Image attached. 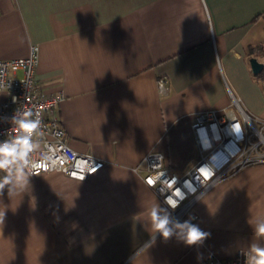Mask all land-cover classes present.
<instances>
[{"label":"crops","instance_id":"1","mask_svg":"<svg viewBox=\"0 0 264 264\" xmlns=\"http://www.w3.org/2000/svg\"><path fill=\"white\" fill-rule=\"evenodd\" d=\"M264 0H0V60L38 46L34 77L61 91L69 146L103 166L84 180L0 174V264H206L264 252V161L214 182L198 219L163 228L136 170L151 151L176 172L200 155L208 110L264 123ZM162 78L164 92L157 80Z\"/></svg>","mask_w":264,"mask_h":264},{"label":"built area","instance_id":"2","mask_svg":"<svg viewBox=\"0 0 264 264\" xmlns=\"http://www.w3.org/2000/svg\"><path fill=\"white\" fill-rule=\"evenodd\" d=\"M38 50L36 44H30L26 56L0 60V174L9 176L22 170L35 176L58 171L84 180L100 169L103 161L69 146L59 116L63 93H44L34 77ZM261 51L264 56V39ZM163 83L162 78L157 80L160 92H164ZM261 84L264 87V76ZM234 104L239 115L226 111L218 116L208 110L191 125L200 149L191 168L171 170L158 151L148 152L137 165L136 170L143 172V182L168 211L163 228L177 222L190 225L198 219L194 201L214 182L247 164L264 161V123L244 113L237 102ZM25 124L34 127L26 129ZM261 259L264 257L253 261L248 251L240 250L229 259L211 254L206 264H260Z\"/></svg>","mask_w":264,"mask_h":264},{"label":"water","instance_id":"3","mask_svg":"<svg viewBox=\"0 0 264 264\" xmlns=\"http://www.w3.org/2000/svg\"><path fill=\"white\" fill-rule=\"evenodd\" d=\"M249 63L254 74L259 73L263 67V63L258 61L257 58L254 57L250 58Z\"/></svg>","mask_w":264,"mask_h":264},{"label":"clouds","instance_id":"4","mask_svg":"<svg viewBox=\"0 0 264 264\" xmlns=\"http://www.w3.org/2000/svg\"><path fill=\"white\" fill-rule=\"evenodd\" d=\"M26 129H31L32 127H34V125L32 124H25L23 125ZM26 143V142H25ZM261 228L264 229V225H261ZM261 257H264V252L260 253ZM260 264H264V259H261Z\"/></svg>","mask_w":264,"mask_h":264},{"label":"rangeland","instance_id":"5","mask_svg":"<svg viewBox=\"0 0 264 264\" xmlns=\"http://www.w3.org/2000/svg\"><path fill=\"white\" fill-rule=\"evenodd\" d=\"M252 140H253V141H256L257 138H256L255 136H252Z\"/></svg>","mask_w":264,"mask_h":264}]
</instances>
